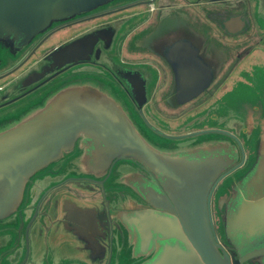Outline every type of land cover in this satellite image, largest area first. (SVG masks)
I'll return each instance as SVG.
<instances>
[{"label":"flooded vegetation","instance_id":"obj_1","mask_svg":"<svg viewBox=\"0 0 264 264\" xmlns=\"http://www.w3.org/2000/svg\"><path fill=\"white\" fill-rule=\"evenodd\" d=\"M59 2L36 0L37 24L29 37L8 25L6 14L15 9L0 0V120L17 116L50 92L78 88L87 95H106L122 112L114 120L105 116L102 125L112 124L114 130L98 129L97 150H115L112 133L135 127L157 144L195 151L232 143L237 161L243 150L245 166L254 158L264 141V13L259 0H96L72 13V0ZM23 6L16 8L22 12ZM99 30L108 44L97 38L88 50L47 59L55 47ZM230 118L237 122L235 129L227 126ZM90 143L84 136L28 178L26 214H21L22 206L0 219V236L4 233L9 244L20 236L33 239L34 221L51 210L58 229L44 235L74 234V264H118L121 229L115 214L149 208L133 186L144 182L147 196L161 197L164 177L151 170L150 154L144 162L127 155L93 166ZM78 153L82 159L74 157ZM121 160L126 163L117 166ZM237 180L235 173L225 176L211 195L218 232ZM83 209L98 226L81 216ZM70 222L80 231L91 227L99 242H87L81 237L85 231ZM48 250L45 243L47 257Z\"/></svg>","mask_w":264,"mask_h":264},{"label":"water","instance_id":"obj_2","mask_svg":"<svg viewBox=\"0 0 264 264\" xmlns=\"http://www.w3.org/2000/svg\"><path fill=\"white\" fill-rule=\"evenodd\" d=\"M2 1L13 4L11 9H15L6 14L8 25L30 37L37 24L33 13L40 5H35L36 0ZM54 1L60 3V0ZM95 1L72 0L68 11L89 8ZM16 5H24L22 12ZM61 11L64 13L65 9ZM19 17H23V22L10 20ZM101 30L55 47L47 59L53 62L56 56L69 51L88 50L97 38L108 44ZM56 92L44 95L17 116L0 120V219L22 208L28 178L87 135L90 144L94 145L93 151L88 152L92 155L88 161L93 166L102 161L114 162L127 155L144 162L150 154L151 170L164 177L166 190L159 185L155 188L162 190L161 197L147 196L144 182L133 186L144 202L149 203V208L115 214L114 219L121 229L118 264H264V141L247 166L245 150L237 161L232 143L188 151L176 144L169 147L167 143L157 144L145 139L135 127L125 131L119 128L112 133L115 136L113 148L118 150H97L98 129L102 133L113 132L112 124L102 125V122L106 121L105 116L108 120L117 119V114L122 113L119 106L106 95H87L78 88L53 95ZM125 148L127 152L121 150ZM74 157L82 159V154ZM123 163L126 162L121 160L117 166ZM231 173H235L238 180L224 206L218 232L211 214V195L219 181ZM25 207L21 212L23 216ZM51 214L48 210L34 221L36 236L30 241L25 235L18 237L15 245L9 244L2 233L0 264H61L56 255L47 257L41 247L42 243L47 244L51 235L49 231L46 237L44 231L54 228L57 232L58 229L57 219ZM82 214L84 219L89 218L92 226H98V221L95 218L93 221L89 212L83 209ZM66 220L79 222V219ZM72 222V227L79 232L85 231H80L82 229ZM90 229H86L85 236L81 234V237L89 243L99 242L97 232ZM100 237L102 240L107 238ZM74 263H78L77 260L70 264Z\"/></svg>","mask_w":264,"mask_h":264},{"label":"crops","instance_id":"obj_3","mask_svg":"<svg viewBox=\"0 0 264 264\" xmlns=\"http://www.w3.org/2000/svg\"><path fill=\"white\" fill-rule=\"evenodd\" d=\"M50 238L47 239L49 245L48 252L54 257L57 256L59 262L64 260L66 264H70L73 256L76 255L77 248L74 243L77 242V239L74 237L70 231L60 232L59 235H50ZM45 244L42 243V248Z\"/></svg>","mask_w":264,"mask_h":264},{"label":"rangeland","instance_id":"obj_4","mask_svg":"<svg viewBox=\"0 0 264 264\" xmlns=\"http://www.w3.org/2000/svg\"><path fill=\"white\" fill-rule=\"evenodd\" d=\"M258 5H259V10L264 13V0H259ZM172 22L175 23V21H172ZM169 26H170V24H169ZM246 108L247 107H243L242 109L246 110ZM236 123H237L236 121H233L232 118H230V121H227V126L231 127V129H235Z\"/></svg>","mask_w":264,"mask_h":264}]
</instances>
